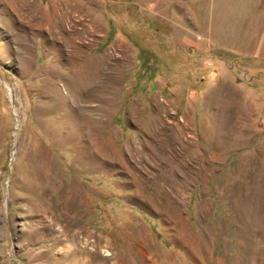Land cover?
Returning a JSON list of instances; mask_svg holds the SVG:
<instances>
[{"label": "rangeland", "instance_id": "rangeland-1", "mask_svg": "<svg viewBox=\"0 0 264 264\" xmlns=\"http://www.w3.org/2000/svg\"><path fill=\"white\" fill-rule=\"evenodd\" d=\"M0 264H264V0H0Z\"/></svg>", "mask_w": 264, "mask_h": 264}, {"label": "bare ground", "instance_id": "bare-ground-1", "mask_svg": "<svg viewBox=\"0 0 264 264\" xmlns=\"http://www.w3.org/2000/svg\"><path fill=\"white\" fill-rule=\"evenodd\" d=\"M58 74H59V73H58ZM65 75H66V74H65ZM65 75H64V76H65ZM65 78H67V77H65ZM56 89H58V88H56ZM59 91H60V90H59ZM62 92H63V91H62ZM68 92H69V90H68ZM70 93H71V92H69V94H70ZM55 94H56V93H55ZM60 94H61V93H60ZM66 95H67V94H66ZM59 96H60V95H59ZM61 96H62V95H61ZM61 96H60V99H61ZM63 98H65V97H63ZM60 99H59V100H60ZM66 100H67V99H66ZM66 100H65V101H66ZM47 165H48L47 163H44V164L42 165L41 169L44 170V171H46ZM49 167H50V165H49ZM54 171H55V170H54ZM43 174H44V172H43ZM51 174H52V173H51ZM44 176H45V175H44ZM52 177H53V176H52ZM48 178H49V177H48ZM42 179H43V178H42ZM52 179H53V178H52ZM45 180H46V179H45ZM42 181H43V180H42ZM46 181H47V180H46ZM52 181H53V180H52ZM49 183H51V182H49ZM35 184H36V183H35ZM35 186H36V185H35ZM50 186H51V185H50ZM53 188H56V187L54 186ZM53 188H52V190H54ZM58 188H59V187H58ZM50 189H51V188H50ZM64 189H65V188H64ZM56 190H57V189H56ZM59 190H60V189H59ZM66 190H67V189H66ZM66 190H65V191L62 190V192H60V193H61V196H60V197L65 196V194L67 195V192H68V191H66ZM32 191H33V190H32ZM55 193H56V192H55ZM52 195H53V194H52ZM36 196H38V195H36ZM38 197H39V196H38ZM38 197H37V198H38ZM33 199H35V198H33ZM30 200H32V199H30ZM55 200H56V199H55ZM38 201H39V200H38ZM41 201H42V200H41ZM48 203H49V202H48Z\"/></svg>", "mask_w": 264, "mask_h": 264}]
</instances>
